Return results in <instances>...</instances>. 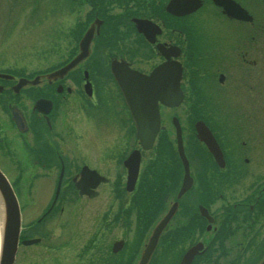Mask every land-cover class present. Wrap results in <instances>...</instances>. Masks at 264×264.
<instances>
[{
    "label": "flooded vegetation",
    "instance_id": "1",
    "mask_svg": "<svg viewBox=\"0 0 264 264\" xmlns=\"http://www.w3.org/2000/svg\"><path fill=\"white\" fill-rule=\"evenodd\" d=\"M170 1L0 0V18L7 19L5 41L7 34L12 35L19 23L26 35L35 30L41 33V27L56 32L57 23L61 21L64 27L59 26V30L68 28L75 36L73 51L67 62L78 53L82 35L88 30L92 32L88 55L57 80L50 81L45 76L50 71L25 72L14 68V65H39V58L25 59L26 63L0 61V164L17 161L16 157L23 155L19 150L22 145L27 159L22 162L25 163V172L28 171L27 178L32 179L31 188L37 179H58L61 176L58 194L55 195L54 187L50 201L41 203V210L44 209L38 220L41 221L37 222L41 223V226L38 225L41 246L56 249L72 244L70 239H60V233L67 231L61 225L66 210L79 205L78 199L98 198L103 185L110 182L108 175L85 160L83 164L107 179L94 187L96 194L93 197L79 194L74 184L80 176L81 166L70 165L69 158L61 152V133L57 132L55 122L57 96L72 92L71 87L65 86L66 80L76 77L83 86L85 77L88 78L93 89L91 101L98 104L99 97L102 98L101 89L96 90L98 83L105 82L110 98L119 96L112 63L117 66L124 64L148 74L165 62L173 65L177 62L182 74L181 87L185 95L195 98L193 105L198 99H208L203 97L209 92L200 90L203 77L207 84L230 87V92L239 97L263 94L264 0H234L253 17L251 21L227 16L213 0H199L200 6L196 10L178 15L167 10ZM66 15L71 16L70 24L69 19L62 20ZM212 17L219 20L217 28L209 24ZM137 19L149 21L141 31ZM45 21H48L46 27L43 26ZM143 32L152 37V42ZM35 44L41 46V37ZM36 52L40 53L41 48ZM19 81L24 83L18 85ZM59 84L62 88L57 91ZM259 87L262 89L257 90ZM41 98L52 102L47 114L35 108V102ZM123 104V124L131 126ZM192 106L189 111L199 112V119L205 122L218 142L224 165L220 167L203 144L199 147V155L192 152L191 157L187 156L189 166L194 164L190 167L192 187L178 199L175 212L159 232L146 264H179L194 246L196 251L188 264H264V123L258 122L259 111L264 114V107L234 106L228 111L203 108L204 103L198 108ZM14 110L23 119L20 127L13 119ZM87 115L88 118L91 116L88 112ZM163 129L162 124L159 132ZM80 141H83L82 137ZM156 143L157 140L152 154L154 174L164 179L160 201L155 197L144 209V218L140 220L138 214L144 204L132 205L129 200H134L133 197L124 195L111 222L118 226L119 239L122 240L120 249L113 251L108 241L111 220L107 200L105 217L102 214L95 235L76 253L74 264L137 263L155 225L174 204L180 184L179 178L175 187V178L182 176L180 163L175 170V158L159 155L160 145L156 146ZM83 144L86 143L83 141ZM78 150V146L72 149L74 157ZM82 150L87 149L83 146ZM159 159L165 162L158 171ZM129 208L133 211L130 222L127 218ZM146 210L149 212L146 213ZM132 225L130 235L134 239V247L129 250L126 227ZM33 229L25 227L24 231ZM53 238L58 244L53 243Z\"/></svg>",
    "mask_w": 264,
    "mask_h": 264
},
{
    "label": "rangeland",
    "instance_id": "2",
    "mask_svg": "<svg viewBox=\"0 0 264 264\" xmlns=\"http://www.w3.org/2000/svg\"><path fill=\"white\" fill-rule=\"evenodd\" d=\"M2 9L5 10L4 8ZM257 11L259 13V10ZM65 19H69V24L72 21L70 15L62 17V20ZM6 21V18H0V35L6 32L8 33ZM218 22L219 20L215 17L209 20V24L216 28ZM47 24L48 21H45L43 26L46 27ZM57 24L58 28L56 32H51L41 27V33L35 30L33 33L26 35L23 25L21 23L17 24L16 30L13 31L12 35L7 34V38L10 36L8 40L5 41L4 37L0 38V61L6 62L8 60L9 63L11 61L13 63H26L27 61L25 59L31 57L39 58V65H14V68L25 72L34 70H41L43 72V70L56 66L66 60L72 54L75 36L73 35V31L68 28L62 31L59 30V26L64 27L61 21ZM39 37H41V46L35 44ZM38 48H41L40 53L36 52ZM64 84L65 86L71 87L72 92H64L62 95L59 94L57 96L59 101L56 100L57 108L55 110L58 113L56 114L55 122L56 130L58 129L57 132L61 133V152L69 158L70 165L80 167L87 160L93 168L98 167L111 180L110 183L103 185V190L100 192L98 198H92V200L91 198L78 199L77 204L79 205L70 208V210H66L65 215L61 219L63 222L61 225L67 231L64 234L60 233V239L61 241L70 239L72 244L67 247L58 246L56 249L41 246V241L31 246L20 245L14 264H51L49 261L55 262L54 264H74L76 253L95 235L97 225L100 224L101 218L105 217L107 213L105 209L107 208L111 220L108 232L109 245L112 244L114 239H119L120 237L118 226L113 225L111 222L113 221V214L117 211L116 209L121 199L115 198L116 191L114 192L112 189H119L120 181L118 180H120V176L122 177L125 172L119 160L132 147L137 146V140L130 135L129 125L123 124L125 121V110L116 97L110 98L108 89L104 86L105 82L96 84V90L101 89V95H99L102 97V106L99 102H97L98 104L94 100L92 102V97H87L84 94L80 82L78 83V80L76 81V77L73 80L69 78ZM260 89L262 88L259 87L257 90ZM200 90L209 92L206 94V97H203L208 98L205 101L203 100V108H223L231 111L235 107L247 108L252 105L264 107V92L263 94H259L258 96L253 95L249 98L239 97L233 92H230L231 88L228 86L223 87L216 83L211 85L207 84L205 77L201 79ZM253 100L257 102H253ZM192 101V97H187L181 105L175 108L169 109L163 107L161 109L162 124L170 135H172L173 130L170 124V117L172 114L179 117L183 127L186 145L193 131L189 124L191 117L189 109ZM92 107H99L100 110L97 111L94 109L92 111ZM87 112H92L89 118ZM261 113L263 112L259 111L258 122L264 123V114ZM81 137L86 144L80 141ZM77 146L80 150L75 153L76 157H74L72 155V149L77 148ZM83 146L87 150H82ZM22 147V145L19 146V150L23 155L16 157L17 161L2 163V166L18 192L24 228L38 229L36 220L40 217L44 209L43 207L41 210V203L50 201L52 195L51 190L54 189L56 180L48 178L37 179L34 181L35 185L31 188L29 185L32 183V179L27 178L28 171L25 172V163L22 162L27 161ZM199 154L198 151H195V155ZM150 155V152L144 153L142 163H145L150 158ZM191 165L194 167L193 163ZM20 171H22L21 174ZM107 200L109 205L106 208ZM102 214L104 215L103 217ZM132 228L133 225L129 228L126 227L128 240L131 239L130 233ZM34 232L35 235L38 234L37 230ZM25 233L28 234L29 232ZM52 241L54 244H58L55 238Z\"/></svg>",
    "mask_w": 264,
    "mask_h": 264
},
{
    "label": "water",
    "instance_id": "3",
    "mask_svg": "<svg viewBox=\"0 0 264 264\" xmlns=\"http://www.w3.org/2000/svg\"><path fill=\"white\" fill-rule=\"evenodd\" d=\"M174 3H184L181 6L188 7V9L180 10L179 14L189 12L199 5L198 0H174ZM216 3L222 5L224 11L228 15L237 18L244 17L238 5L233 1L218 0ZM248 19H251V17ZM139 29H141L140 26ZM91 37V30L86 31L79 42V52L77 55L65 65L47 73L45 76L50 81L62 78L70 69L87 56L88 44ZM116 66V63H112V71L134 121L136 135L140 140L141 147L147 150L152 146L156 133L158 132L159 102L171 107L177 106L182 101L183 94L180 88L181 68L178 63L173 65V63L165 62L156 66L148 75H145L141 72L130 71L128 68L126 69L127 73L120 74L117 69L115 70ZM118 67H124V64ZM22 83L24 82L19 81L18 85ZM84 88L86 93L91 95L92 88L88 80L85 82ZM58 90H60V86H58ZM35 107L41 112L46 113L51 107V101L43 98L38 99L35 103ZM13 118L18 126L22 125V117L16 110L13 111ZM172 123L175 127L177 151L183 164L184 171L182 183L177 192V197H180L191 186L192 178L189 174V166L182 146L181 127L177 117L172 118ZM195 128L198 138L205 143L216 161L220 165H223L222 153L205 124L202 123V121H196ZM139 156V150H135L124 161V164L128 168L126 184L128 190L134 187L137 178ZM78 187L81 188V192H86L85 187H81L80 185H78ZM175 205L176 203L170 207L160 223L156 226L145 246L139 264H145L147 262L155 245L157 236L174 212ZM20 225L21 214L17 197L6 175L0 170V264H13L19 240ZM36 241L37 239H27L22 240V243L30 244ZM118 247L119 245H115L114 250ZM195 249L196 246L192 247L189 253L184 255L180 264H188L193 253L196 251Z\"/></svg>",
    "mask_w": 264,
    "mask_h": 264
},
{
    "label": "trees",
    "instance_id": "4",
    "mask_svg": "<svg viewBox=\"0 0 264 264\" xmlns=\"http://www.w3.org/2000/svg\"><path fill=\"white\" fill-rule=\"evenodd\" d=\"M164 154H170V148L168 146L167 140H164ZM168 152H167V151ZM151 161H148L145 164L144 167V174L142 176L143 181L141 184L138 186L139 191H135V197H138L140 199L141 203L144 204V208L147 207L148 204L154 201V198L157 197L158 200L161 197L162 193V182L164 181L162 176H157L155 177V168H153ZM158 164L162 165L163 161L160 159L158 160ZM163 166H159L157 170L159 171ZM154 174V175H153ZM156 179V183H155ZM149 211V210H146Z\"/></svg>",
    "mask_w": 264,
    "mask_h": 264
}]
</instances>
